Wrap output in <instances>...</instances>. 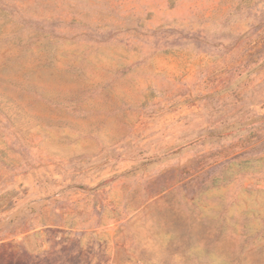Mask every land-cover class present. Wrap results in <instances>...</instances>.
Listing matches in <instances>:
<instances>
[{
	"label": "rangeland",
	"instance_id": "1",
	"mask_svg": "<svg viewBox=\"0 0 264 264\" xmlns=\"http://www.w3.org/2000/svg\"><path fill=\"white\" fill-rule=\"evenodd\" d=\"M0 264H264V0H0Z\"/></svg>",
	"mask_w": 264,
	"mask_h": 264
}]
</instances>
